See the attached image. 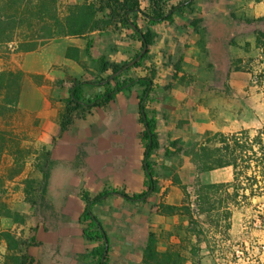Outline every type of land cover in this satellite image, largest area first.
Segmentation results:
<instances>
[{
	"label": "trees",
	"instance_id": "1",
	"mask_svg": "<svg viewBox=\"0 0 264 264\" xmlns=\"http://www.w3.org/2000/svg\"><path fill=\"white\" fill-rule=\"evenodd\" d=\"M59 0H0V49L13 45L15 53H31L39 51L52 41L63 38L87 39L85 53L90 54L91 34H115L119 41L131 46L139 43L138 49H131L125 61L115 64L105 57L92 60L97 75H91L88 80L73 79L70 82L57 81L56 84L68 89V98L64 101V109L59 116V136L75 125L76 119H81L84 113L92 109H102L114 101L119 93H128L134 87L138 88L137 111L138 123L142 131L138 135L143 147L141 167L144 173V190L140 193H127L121 188L105 186L99 193L91 197L81 193L84 203L78 218L82 240L91 248L79 255L81 264H108L110 259V239L93 213V208L116 196L127 203H146L153 194H159L162 183L157 172V152L160 149L157 136L158 122L155 112L150 109L155 101L154 79L156 70L150 61V50L156 42V34L151 29L156 25H172L175 17H185L194 13L195 0H147L145 7L140 0H68L63 8V14H58ZM263 23L264 17L252 23ZM188 25L195 28L198 21L188 20ZM255 46L261 52L264 60V30L256 31ZM141 55L132 66L128 64ZM66 59L78 64L79 50L69 47ZM247 66L241 61L233 62L231 71H240ZM144 69L145 76H130L136 69ZM119 70L120 73L116 74ZM101 74H105L101 77ZM116 74V75H115ZM28 74L17 71L0 72V116L16 111L20 95L24 89ZM41 79V76H37ZM93 86L102 92L87 99L84 88ZM240 136V138H238ZM164 149V156L170 157L184 154L199 174L215 170L232 168L233 178L230 183L201 184L195 186L196 216L204 217V224L210 228H223L227 234L230 229L231 208L240 203L239 199L249 200L263 197L260 194L261 180L264 179V129L249 140L245 133L226 136L222 133L206 134L202 144H195L189 149L179 147L177 142L169 143ZM15 161L18 159L16 157ZM52 160L50 152L38 153L35 157L34 168L41 175L40 181L25 179L23 193L26 202L35 205L36 198L43 199L46 194ZM248 175V171H251ZM12 177V176H11ZM246 181L247 185L242 181ZM174 184L180 186L177 176ZM38 184L37 187L35 185ZM186 195L185 187H181ZM248 192V194H246ZM153 208L160 216L185 217L184 233L189 238H196L190 243L189 254L193 258L200 251V236L203 228L194 216L191 207L186 205H154ZM0 218L7 219L16 225H25L26 218L20 212L14 211L6 204L0 203ZM33 236L22 238L10 231H0V245L5 252L1 264H35L36 260L30 253V248L39 245ZM183 242V241H182ZM182 242L176 247L160 252L157 250V239L151 232L147 233L146 241L141 249V261L133 264H195L188 263L181 253Z\"/></svg>",
	"mask_w": 264,
	"mask_h": 264
},
{
	"label": "crops",
	"instance_id": "2",
	"mask_svg": "<svg viewBox=\"0 0 264 264\" xmlns=\"http://www.w3.org/2000/svg\"><path fill=\"white\" fill-rule=\"evenodd\" d=\"M140 3L142 7L148 4L147 0H140ZM193 8L192 15L181 17L182 20L175 17L173 24L168 26L171 30L165 31V24L151 27L156 34V42L150 50V61L146 65L152 64L155 67L156 77L155 101L150 109L154 110L158 122L159 146L163 137L166 142L164 149L169 148L171 151L173 149L169 147L170 142L175 141L178 146L186 149L193 146L205 131L215 127L203 98H199L198 94L193 96L191 88L210 86L208 72L211 65L227 61L226 55L232 48L242 50V30L236 29L233 24L252 25L254 20L264 17V0H195ZM190 19L198 21L195 28L188 25L187 21ZM255 39L251 48H256ZM89 40L93 43L89 56L85 53L87 39L78 38H63L52 41L37 52L18 53L22 57L19 70L28 75L44 77L38 85H26L20 95L18 109L25 113V127L29 128L28 134L31 137L24 144L50 152L52 164L71 167L66 171L71 179L70 184L80 182L88 187L90 184L98 185L101 189L97 193L105 186L121 188L130 194L140 193L144 190L145 178L141 167L143 147L138 139L142 126L138 123L137 87L128 93H119L105 108L84 113L81 119L75 120L74 126L59 136V116L64 109V101L68 98V89L59 87L56 82L88 80L91 75H97L92 60L105 57L108 61L119 64L127 59L129 50L139 48V43L129 46L111 33L101 36L93 33ZM69 47L79 50L80 64L66 59ZM218 50L224 53L219 55ZM214 55H219V58ZM222 56L226 58H220ZM236 56L234 61L239 60L243 64L244 61L240 59L242 56ZM229 60L232 62V59ZM1 65V71L10 70L5 68L6 64ZM164 70L170 71V77L164 78L167 72L159 74V71ZM100 76L104 77L105 74ZM130 76L143 77L145 71L142 68L136 69ZM84 91L87 99L102 92L100 88L93 86H86ZM155 163L158 170V152ZM52 172L51 167L48 186ZM213 172L215 171L209 173ZM77 176H82L81 181H78ZM153 197H158V194L151 195L149 199ZM149 199L146 203L134 204L113 196L98 205L115 200L127 205V214L130 215L133 209L136 211L140 205H147ZM154 205H158V202L145 208L141 247L146 241L147 233L151 232L157 239V250L163 252L169 243L160 248L158 237L171 232L174 228L166 224L171 219L176 221L179 216H160L153 208ZM106 211L111 217H107L105 221L113 224L114 217L119 216L124 207L120 210L107 206ZM105 226L103 225L106 231ZM185 227L186 225L182 229L185 230ZM106 233L110 239V254L113 246H128V241L136 240L135 233L130 229H123L119 240H113V236L108 231ZM173 238L174 236L170 237L171 242ZM178 242L180 241H175Z\"/></svg>",
	"mask_w": 264,
	"mask_h": 264
},
{
	"label": "rangeland",
	"instance_id": "3",
	"mask_svg": "<svg viewBox=\"0 0 264 264\" xmlns=\"http://www.w3.org/2000/svg\"><path fill=\"white\" fill-rule=\"evenodd\" d=\"M67 2L68 0L58 1L59 15L63 14L64 5ZM233 25L236 29L242 30V50L232 48V51L226 55L228 62L224 61L211 65L212 67L208 72L210 86L193 87L191 91L193 96L198 94L199 98H203L211 121L215 125L208 132L222 133L226 136L245 133L247 138L251 140L258 131L264 129V60L260 50L250 46L254 42L256 31L264 30V24L259 22L252 25L244 23ZM168 26L170 25L165 26V31L171 30V27ZM13 49V45L0 49V72H3L1 71L3 69L1 64H6L4 65L5 68H10V70L5 71H21L19 67L22 57ZM218 52L219 55L224 53L222 50H218ZM236 54L242 56L240 59L247 66L240 71H231L234 57H237ZM219 55L214 56L219 58ZM229 59H232V62ZM159 67L161 68L160 64ZM164 72L167 71H159V74H164ZM165 75L164 78L170 77V71ZM29 76L31 77L26 80L24 88L28 84L38 85L44 79V77L37 78L38 75ZM24 114L17 107L15 112L0 116V203H4L12 210L23 214L26 222L25 225H16L7 219L0 218V231H10L18 237L28 238L33 236L32 230L36 228L35 238L39 245L29 250L36 260L35 264H81L79 255L89 250L91 246L87 245L81 238L78 218L84 204L80 196L85 191L93 197L101 188L94 184H90L91 186L88 187L83 183L80 184V182L70 184L71 179L66 171L71 167L56 163L52 164L53 172L48 191H46L43 199L36 198L34 206L26 202L23 182L27 178L40 181L41 175L34 168L35 157L36 154H42L46 151L40 147L36 149L31 145L24 144L28 138H31L28 134L29 128L25 127ZM208 132L205 131L203 136L194 144H202ZM165 145L166 142L161 137L157 172L163 187L158 197L149 199L147 205H140L136 211L133 209L130 211V215L127 214L129 212V209H126L127 205L117 203L115 200H110L108 204L97 205L93 208V213L104 226L106 225V231L113 236V240L122 238L123 229H130L135 233V244L128 241V246L112 247L108 264L140 262L145 208H150L154 202L191 207L194 216L200 222L199 225L203 228V234L199 239L201 242L200 251L193 259L189 254V242L195 243L197 239L185 235L182 229L186 225L185 217H178L176 221L171 219L166 224L174 229L170 230L171 232L168 234L159 235L160 248H164L166 243L176 247L183 241L182 247H184L181 253L188 263L264 264V179L259 185L260 194L263 197H254L247 201L239 199L240 203L231 208L230 229L226 234L223 228H210L204 224V217L198 218L196 216L195 186L197 183H230L233 178L232 168L199 174L195 171L190 159L184 154L165 157ZM16 157L17 162L15 161ZM252 171H248V175H251ZM175 176L180 180V186L174 184ZM77 179L81 181L82 176H77ZM242 182L248 184L244 180ZM37 186L38 184L35 185V187ZM182 186L185 187L186 195L181 190ZM107 206L116 207L120 210L124 207L122 215L113 216L115 218L113 224L105 221L107 217H111L107 214ZM171 236H174L172 241L174 243L170 240ZM177 240L180 242L175 243ZM4 252V245L1 244L0 264Z\"/></svg>",
	"mask_w": 264,
	"mask_h": 264
},
{
	"label": "water",
	"instance_id": "4",
	"mask_svg": "<svg viewBox=\"0 0 264 264\" xmlns=\"http://www.w3.org/2000/svg\"><path fill=\"white\" fill-rule=\"evenodd\" d=\"M141 55H139L136 59H134L132 62H130L128 65L132 66L135 62H137L140 59ZM122 70H119L116 74L120 73ZM115 74V75H116Z\"/></svg>",
	"mask_w": 264,
	"mask_h": 264
}]
</instances>
